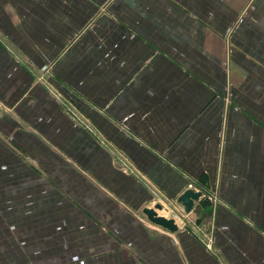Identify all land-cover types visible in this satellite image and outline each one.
Wrapping results in <instances>:
<instances>
[{
	"label": "crops",
	"instance_id": "crops-1",
	"mask_svg": "<svg viewBox=\"0 0 264 264\" xmlns=\"http://www.w3.org/2000/svg\"><path fill=\"white\" fill-rule=\"evenodd\" d=\"M181 255L264 264V0H0V264Z\"/></svg>",
	"mask_w": 264,
	"mask_h": 264
},
{
	"label": "water",
	"instance_id": "water-1",
	"mask_svg": "<svg viewBox=\"0 0 264 264\" xmlns=\"http://www.w3.org/2000/svg\"><path fill=\"white\" fill-rule=\"evenodd\" d=\"M202 195L203 194L200 189L187 187L175 197L174 208L175 206H177L181 214L189 213L194 208L195 203L202 198ZM161 209H162L161 203L154 202L150 206H143L140 212L146 217V219L150 223L164 229L170 235L177 232L181 224L177 221V219L174 216L160 213L159 211ZM181 257L185 262L182 255ZM185 264L187 263L185 262Z\"/></svg>",
	"mask_w": 264,
	"mask_h": 264
},
{
	"label": "trees",
	"instance_id": "trees-1",
	"mask_svg": "<svg viewBox=\"0 0 264 264\" xmlns=\"http://www.w3.org/2000/svg\"><path fill=\"white\" fill-rule=\"evenodd\" d=\"M201 206L200 205H196L194 208H193V211L195 212V214L197 215L196 216V219L197 220H200L202 219L203 217H206L208 214L211 213V207H208L206 208L205 210H203L201 212Z\"/></svg>",
	"mask_w": 264,
	"mask_h": 264
},
{
	"label": "rangeland",
	"instance_id": "rangeland-1",
	"mask_svg": "<svg viewBox=\"0 0 264 264\" xmlns=\"http://www.w3.org/2000/svg\"><path fill=\"white\" fill-rule=\"evenodd\" d=\"M174 215H175V217H177V219H178V213H174ZM209 230V226H207L206 225V223L205 224H203V225H200L199 226V229H197V231H196V233L199 235V236H202V234L203 233H205V232H207ZM201 234V235H200ZM206 241V240H205ZM204 242V241H203ZM211 251H212V248H211V246H210V248H209ZM223 263V262H222ZM221 263V264H222Z\"/></svg>",
	"mask_w": 264,
	"mask_h": 264
},
{
	"label": "built area",
	"instance_id": "built-area-1",
	"mask_svg": "<svg viewBox=\"0 0 264 264\" xmlns=\"http://www.w3.org/2000/svg\"><path fill=\"white\" fill-rule=\"evenodd\" d=\"M189 187H191V184H189ZM175 209L179 212L180 215L184 216L186 215L185 213H182L180 212L179 208L177 206H175Z\"/></svg>",
	"mask_w": 264,
	"mask_h": 264
}]
</instances>
